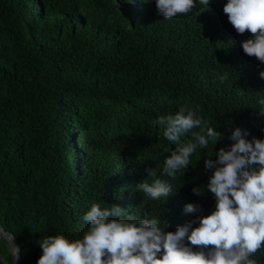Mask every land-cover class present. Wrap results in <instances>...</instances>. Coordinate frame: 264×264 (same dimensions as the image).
I'll return each mask as SVG.
<instances>
[{"label":"trees","instance_id":"trees-1","mask_svg":"<svg viewBox=\"0 0 264 264\" xmlns=\"http://www.w3.org/2000/svg\"><path fill=\"white\" fill-rule=\"evenodd\" d=\"M226 3L197 0L166 20L155 0H0V225L21 264H37L46 236L82 238L93 203L160 217L166 232L215 211L205 161L230 150L237 127L264 140V63L243 52L251 33L235 31ZM184 105L222 139L198 149L170 195L153 201L137 186L155 179L148 169L167 179L159 171L179 146L153 122ZM189 203L198 210L185 213ZM250 258L264 264V247ZM0 264H13L4 238Z\"/></svg>","mask_w":264,"mask_h":264},{"label":"clouds","instance_id":"clouds-1","mask_svg":"<svg viewBox=\"0 0 264 264\" xmlns=\"http://www.w3.org/2000/svg\"><path fill=\"white\" fill-rule=\"evenodd\" d=\"M158 14L166 20L190 13L197 0H155ZM211 0H198L207 9ZM224 14L235 31L251 38L241 41L243 52L264 63V0H227ZM221 82L229 79L227 71L217 72ZM264 79V71L259 73ZM259 114L264 116V98L257 100ZM200 109L180 106L175 114L160 115L153 123L160 126L164 138L179 145L166 158L160 177L157 169H148L153 181L137 188L147 198L158 201L173 190L169 181L192 164L198 149L215 145L222 133L198 115ZM190 139L181 143V138ZM247 132L236 128L230 139V150L215 152L217 159L205 161L206 170H213L207 189L216 198L210 215L178 225L175 232L164 231L160 217L140 219L124 216L117 205L101 207L93 203L83 216L88 227L82 238L69 240L63 234L49 235L39 242L42 255L37 264H257L253 257L264 247V140L245 137ZM192 192L203 195L201 187ZM187 204L185 213L198 210ZM198 227H193L195 224ZM198 250L194 251L193 248ZM19 248L12 243L18 259Z\"/></svg>","mask_w":264,"mask_h":264},{"label":"water","instance_id":"water-1","mask_svg":"<svg viewBox=\"0 0 264 264\" xmlns=\"http://www.w3.org/2000/svg\"><path fill=\"white\" fill-rule=\"evenodd\" d=\"M0 238H4L9 242L12 257H13V264H21L20 251L18 253V259H15V256L13 255V252H12V243L19 248L18 244L16 243L14 238L4 228L1 227V225H0Z\"/></svg>","mask_w":264,"mask_h":264}]
</instances>
